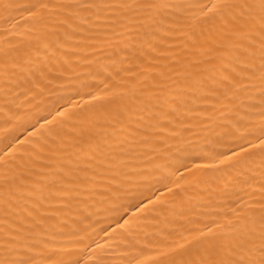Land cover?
Segmentation results:
<instances>
[{"label": "bare ground", "instance_id": "6f19581e", "mask_svg": "<svg viewBox=\"0 0 264 264\" xmlns=\"http://www.w3.org/2000/svg\"><path fill=\"white\" fill-rule=\"evenodd\" d=\"M193 2L0 0V264L264 260V2Z\"/></svg>", "mask_w": 264, "mask_h": 264}, {"label": "snow or ice", "instance_id": "6c2138e0", "mask_svg": "<svg viewBox=\"0 0 264 264\" xmlns=\"http://www.w3.org/2000/svg\"><path fill=\"white\" fill-rule=\"evenodd\" d=\"M231 2L232 0H208V3L201 4L199 3V0H194L190 7H198L201 13L208 15L210 13L214 14L217 12H222L225 8L230 6ZM262 2H264V0H262ZM210 5L212 6L210 7ZM204 166L208 167V165ZM173 264H175L174 261ZM260 264H264V260L260 261Z\"/></svg>", "mask_w": 264, "mask_h": 264}]
</instances>
